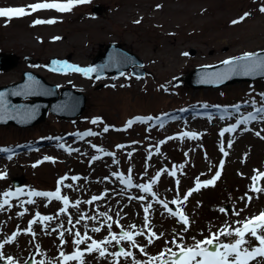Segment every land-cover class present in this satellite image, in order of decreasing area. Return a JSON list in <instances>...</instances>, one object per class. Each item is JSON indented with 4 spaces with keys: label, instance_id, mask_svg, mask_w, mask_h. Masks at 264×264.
<instances>
[{
    "label": "rangeland",
    "instance_id": "374dc122",
    "mask_svg": "<svg viewBox=\"0 0 264 264\" xmlns=\"http://www.w3.org/2000/svg\"><path fill=\"white\" fill-rule=\"evenodd\" d=\"M40 2L64 4L69 0H0V5L24 7L31 13L11 20L0 17V50L19 56H41L43 64L29 68L59 87L81 90L86 96V105L75 119L61 120L48 115L43 123L33 127H0V148H18L13 149L17 152L11 153L10 161L0 152V172L7 173L0 180V203L4 192H13L12 179H21L23 188H28L27 192L16 195L20 199L13 204L10 197L11 206L0 210V243L18 233L15 241L0 250L6 257L11 256L15 261L23 255L34 254L44 264H58L60 251L67 253L76 249L75 232L79 231L81 236L86 233L99 241L110 238V232L119 236L123 229L133 232L144 253L127 241H121L120 245L131 251L140 264H147L150 257H157L168 248L178 251L170 241L191 246L193 238L202 240L226 226L240 227L237 221L264 211V192L250 191L252 177L264 171V139L261 138L264 119L241 124L235 132H229L231 135H219L227 128L226 124L231 127L242 114L254 108L252 101L256 102L255 107L261 104L264 80L197 89L188 87L180 78L196 66L215 64L264 48V13L259 11L264 7V0H89L63 13L55 9L32 12L29 6ZM94 4L102 6L100 13L91 11ZM245 13L249 15L242 22L232 23ZM37 19L57 22L34 25ZM138 20L140 23H136ZM110 41L120 42L137 54L147 69L146 75L142 78L105 76L94 80L81 73L50 70L49 65L55 60L70 61L83 68L97 49ZM18 76L16 69L0 73V84L19 79ZM112 83L113 87L107 85ZM73 104L76 107L78 102ZM204 105H208L204 110L214 116L190 115L195 109L205 108ZM226 105L232 107L224 115L230 114L233 118L224 121L219 111L227 109L223 107ZM236 105L240 106L238 112ZM184 110L189 114L185 121L171 116ZM93 120L97 123H92ZM129 121L133 122L131 127H128ZM71 131L77 132L80 140L72 138L65 142L74 146L80 143L79 151L66 153L65 144L56 146L49 142L71 135ZM89 131L95 135H82ZM185 132L195 133L197 138L185 137ZM221 145L227 156L221 151ZM44 157L51 158V162H41ZM34 164L37 166L33 167ZM174 166L176 174L171 176L168 173ZM218 170L221 176L214 186L201 188L185 204L175 205L189 218L185 231L179 219L171 216L157 200L168 203L170 208L171 200H182L195 187L197 179L204 183ZM157 173H160L159 180L152 187L156 195H146L138 185L151 183ZM119 176L133 178V189L127 191L122 182L119 185L114 178ZM64 177L67 179L60 185L61 194L70 201L66 213L57 216L61 209L57 202L46 204L36 197L34 204L21 203L29 191H55L58 181ZM72 177L79 179L75 183ZM258 186L264 188V180ZM93 196L102 199L88 203ZM141 196L145 199L140 200ZM248 196L252 197L250 202ZM77 201H80L78 210L71 207ZM149 204L152 207L147 213L146 227L144 208ZM226 206L229 210L221 212ZM237 211L239 216L234 214ZM21 212L25 214L19 215ZM36 212L54 219L44 225L39 222L33 225L36 233L33 237L26 230ZM101 214L112 219L106 220ZM81 215L86 218L77 224ZM69 216L72 224L68 223ZM130 225H135V229ZM93 227L101 231L92 232ZM53 228L57 231H52ZM60 232H64L62 247ZM136 232L144 234L136 236ZM150 232L160 237H152L151 244L148 243ZM221 239L230 242L233 238ZM88 243L91 241L79 248L85 251ZM106 247L108 252L117 251L115 242ZM114 259L117 258H101L98 253H86L84 257L85 264H112ZM118 259L119 264H133L132 257ZM151 264L159 261L153 260Z\"/></svg>",
    "mask_w": 264,
    "mask_h": 264
},
{
    "label": "snow or ice",
    "instance_id": "6c2138e0",
    "mask_svg": "<svg viewBox=\"0 0 264 264\" xmlns=\"http://www.w3.org/2000/svg\"><path fill=\"white\" fill-rule=\"evenodd\" d=\"M89 0H69L68 3H37L30 5V9L32 12H35L37 10L42 9H55L58 12H67L70 11L73 7H75L77 4H84L88 3ZM259 11L261 13H264V7H260ZM31 14L30 12L26 11L24 7L19 8H0V17L7 18L8 20H11L12 18L16 17H23L25 15ZM249 13H245L243 17H241L240 20H234L232 23H240L242 22ZM57 21L55 20H40L37 19L34 21V25H40V24H54ZM136 23H140V21H136ZM59 39V37L55 38ZM187 55V54H185ZM55 67H53L52 71H58L63 72L67 74V72H75V73H81L84 76L88 77L90 73L95 72L96 69L94 68H81L76 65L68 64L67 62H61V61H53L52 62ZM225 65H232L234 66L232 68V71H238L241 70L245 74H253L255 72H260V74L264 75V56H262L260 53H244L240 57H236L233 59L225 60L223 62ZM29 80H32L33 78L31 76L28 77ZM16 95L23 94V95H31L35 94L34 89L31 87H27L24 89L22 93H13ZM261 95V103L264 105V93ZM253 106L255 107V101L251 102ZM205 108L208 107V105H204ZM235 110L238 112L240 106L236 105L234 106ZM7 102L4 99V93H0V119L4 118L5 115H7ZM257 114H261L260 118L264 119V106L256 107L255 113H249L247 116L243 117L241 120L237 121L236 124L232 125L231 127L223 129L219 135L221 137L224 136L226 132H235L236 128L239 127L241 124H247L249 121L256 120L258 118ZM223 118V117H221ZM147 119H152L151 117H148ZM92 123H97L96 120H93ZM132 121L128 122V127H131ZM162 126V125H161ZM249 130V129H246ZM104 131L107 132L108 128L105 127ZM82 135H95V133L89 131L87 133H84ZM257 136L260 135L259 132L256 133ZM183 136L190 137V138H197L195 133L185 132L183 133ZM264 139V137H261ZM171 139V138H170ZM231 143L228 144V147L231 148ZM62 147V146H61ZM10 150L7 148H0V152H9ZM71 152V149L68 150ZM78 151V150H77ZM221 151L225 156L228 155L226 151H224L223 145H221ZM108 155H111L110 153H106ZM99 157H97L98 159ZM8 159H11V156L8 157ZM49 157H44V160H50ZM43 162V161H41ZM54 162V161H53ZM37 165L34 164L33 167H36ZM181 168L183 165L180 166ZM223 162L220 164V168L222 169ZM171 176H175L176 170L175 166L171 172L168 173ZM160 173H157L155 179L151 181V183L147 184H140L138 187L141 189L142 192L151 194L153 197H155V193L152 192V187L154 184H156L159 180ZM221 171H216L214 177L212 179H208L204 183H201L199 179L196 181V185L194 188L189 190L183 197L182 200L173 199L171 200V204H185L189 197L192 196L194 192H198L201 190V188H206L209 186H214L216 181L220 179ZM7 177L6 172H0V180H3ZM67 179V177L62 178L58 181V186L55 189V191L52 192H40V191H29L28 196L29 197H43L47 198L48 203H51L53 200L55 201H61L63 204V207L60 209V211L56 214L57 216L61 213H66L67 209L70 206V201L66 195L61 194V187L60 185L64 184V180ZM73 180L79 179L78 177H72ZM118 179L121 180L122 183H125L128 187H132L131 177H129L127 180H125L122 176H119ZM260 180H264V173L257 172V175H254L252 177V186L250 188V191L252 192H264V188H261L258 186V182ZM177 185H179V180L176 181ZM65 187H70V185H65ZM21 189H16V193H13L11 191L4 192L3 195V202L0 203V210H4L5 206H11L9 203V198L16 196L18 193H21ZM102 199L100 196H93L91 198V201H88V203H91L92 201H96ZM130 199H132L130 197ZM140 200H144L145 197L141 196L139 197ZM248 201L250 202L252 200L251 196L247 197ZM23 203L27 204H34L36 201L33 199H28L26 201H22ZM80 201H77L75 204H71V207L77 208ZM157 203H162V206L167 212L173 216L177 217L179 219V222L182 223L185 226V231H187L189 227V218L187 215H185L184 211L180 208H178L176 211H173L171 208H169L168 203L161 202L157 200ZM47 206V205H45ZM152 207L151 204H149L147 207L144 208L145 212V226L147 227L149 224V219L147 213L149 212V209ZM221 212H225L226 210L221 208ZM25 213L21 212L19 215L23 216ZM236 216H239L240 213L237 211L234 213ZM104 215L106 220H111L112 217L107 216V214H101ZM86 217L84 215H81L76 223L79 224L81 220H84ZM54 219L53 216L49 215H41L39 212L35 213V218L29 221L28 227H27V234L32 235L35 237L36 233L33 230V225H36L38 222L41 225H44L45 222H50ZM90 219L95 220V217H90ZM68 223L72 224V218L71 216L68 217ZM238 224H240V227L236 228H222L217 233H211L208 237H205L202 240H195L193 238L194 243L191 246L176 243L175 240L170 241V243L174 244L175 247L178 249V251H173L171 248L167 249V252L161 251L160 255L157 257H150L147 264H151L153 260L159 261V264H253V262H256V264H264V211H261L258 215H254L250 218H246L242 221H237ZM63 227V225H61ZM75 227V225H73ZM87 227V226H85ZM112 225L109 224L108 228L111 229ZM132 229H135V225L129 226ZM47 232V228L44 229ZM52 231H57V229L53 228ZM69 234H71V229L68 230ZM92 232H100L101 228L99 227H93L91 229ZM122 234L117 236L114 233L110 232V238L105 237L102 240H94L91 236H88L86 233L85 235L81 236V233L79 231L75 232V239L73 240V244L76 245V249L71 255H66L63 251H60L59 257L62 260V264H69V262H77V264H85V254H92V253H98L99 257L105 258L107 256H112L114 259L112 261V264H119L120 257H123L125 259L132 257L133 264H140V261H137L134 257L131 251H126L123 248H121L119 251L116 252H108L107 245H111L113 242H115L116 245H119L121 241H127L130 243L133 247H139V245L136 243L135 237L133 235L132 231H123L121 230ZM18 234V233H17ZM13 234L11 237L4 240L3 243H0V250H2L6 244H10L16 239V235ZM143 232H136V236L143 235ZM59 237L61 240V247L65 243L64 241V232L59 233ZM152 237H155L156 239H159L160 237L157 236L155 233L150 232L148 236V243L151 244L153 242ZM221 237L225 238H233L230 242H225ZM182 240L183 237H180ZM86 241H91V243L87 244L86 251L80 250L79 246L81 244H85ZM139 250L141 253H144V248L139 247ZM39 246H37V252L39 253ZM170 257V258H169ZM0 261H6V264H16L13 257L11 256H5L3 251H0ZM36 264H44L43 260L37 261Z\"/></svg>",
    "mask_w": 264,
    "mask_h": 264
},
{
    "label": "water",
    "instance_id": "95a60500",
    "mask_svg": "<svg viewBox=\"0 0 264 264\" xmlns=\"http://www.w3.org/2000/svg\"><path fill=\"white\" fill-rule=\"evenodd\" d=\"M105 52L100 53L95 57V59H94L95 67H100V68L104 69L102 66L97 65L98 64L97 62L101 61V60H103L102 64H104V65L108 66V68H110V71L114 70V67H115V69H119V68L121 69L123 67L121 65H116L120 61V59H121L120 57L111 58V59H106L104 57V55H107V54L110 55L112 53L111 46H107L105 48ZM258 53H260L262 56H264V51L258 52ZM233 67L234 66H232V65H225L224 63H222V64H219V65L214 66V67L197 68V69H194L193 71H191L187 75L185 81L187 84H189L192 87H207V86H219V85L225 84V83L226 84L233 83L234 81H239V80H253L256 78H263L264 77V75L260 74V72H255L253 74H245L241 70L233 72L232 71ZM124 68H126V67H123V69ZM203 72H205V73L201 74ZM226 73H229V74L225 75ZM206 74L209 77L210 76L211 77L207 78L208 76ZM203 78H207V79L203 80ZM12 85H14V84H12ZM53 87H55V86H53ZM7 88H9V87H7ZM66 90L67 89H62L61 91L64 92ZM83 103H84V101L82 99L81 106L79 107L78 111L81 110ZM54 107L52 108V111L55 112L60 117L64 118L67 116H72V115L60 114V112L63 113L64 110H66V108H67L65 100H63L59 104H58V102L55 103ZM16 109H18V108H16ZM43 112L45 113V109ZM44 113L41 115L42 117H40V118L37 117L35 120H33V122L36 123V122L43 120ZM18 116H22V115H15V114L8 113L7 115L4 116V119H2V121L0 123H2V122L5 123L9 120H12V119L18 117ZM15 123L20 124V125H30V124H32V121L22 123V122H17V120H15Z\"/></svg>",
    "mask_w": 264,
    "mask_h": 264
},
{
    "label": "bare ground",
    "instance_id": "6f19581e",
    "mask_svg": "<svg viewBox=\"0 0 264 264\" xmlns=\"http://www.w3.org/2000/svg\"><path fill=\"white\" fill-rule=\"evenodd\" d=\"M85 220V219H84Z\"/></svg>",
    "mask_w": 264,
    "mask_h": 264
}]
</instances>
